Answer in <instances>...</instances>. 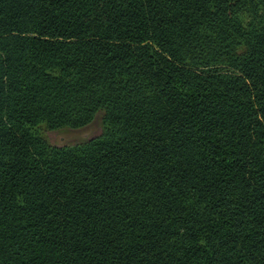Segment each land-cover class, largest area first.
Returning a JSON list of instances; mask_svg holds the SVG:
<instances>
[{
	"label": "trees",
	"instance_id": "trees-1",
	"mask_svg": "<svg viewBox=\"0 0 264 264\" xmlns=\"http://www.w3.org/2000/svg\"><path fill=\"white\" fill-rule=\"evenodd\" d=\"M0 264H264V0H0Z\"/></svg>",
	"mask_w": 264,
	"mask_h": 264
},
{
	"label": "rangeland",
	"instance_id": "rangeland-1",
	"mask_svg": "<svg viewBox=\"0 0 264 264\" xmlns=\"http://www.w3.org/2000/svg\"><path fill=\"white\" fill-rule=\"evenodd\" d=\"M38 129L53 146H76L102 135L104 130V111H98L91 122L81 127L49 128L45 123H41Z\"/></svg>",
	"mask_w": 264,
	"mask_h": 264
}]
</instances>
